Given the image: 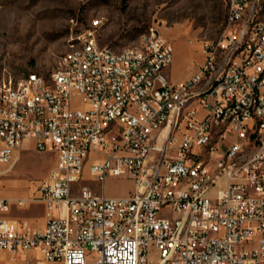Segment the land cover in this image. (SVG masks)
<instances>
[{
    "label": "built area",
    "instance_id": "1",
    "mask_svg": "<svg viewBox=\"0 0 264 264\" xmlns=\"http://www.w3.org/2000/svg\"><path fill=\"white\" fill-rule=\"evenodd\" d=\"M99 27L65 71L0 78V164L28 141L56 156L33 194L0 196V264H264V5L228 0L222 33L181 81L164 75L171 40L145 34L124 53L100 44ZM201 75L214 79L209 95ZM123 175L134 191L107 195L105 181ZM36 202L48 211L42 229L9 216Z\"/></svg>",
    "mask_w": 264,
    "mask_h": 264
},
{
    "label": "rangeland",
    "instance_id": "2",
    "mask_svg": "<svg viewBox=\"0 0 264 264\" xmlns=\"http://www.w3.org/2000/svg\"><path fill=\"white\" fill-rule=\"evenodd\" d=\"M227 5L228 0H0V78L17 82L30 72L49 76L95 19L100 20V44L113 50L135 47L143 35L155 33L192 49L194 59L202 62L204 42L216 40L224 29ZM190 58L188 51L182 53V66ZM16 155L12 167L0 164L6 170L0 174V195L28 197L49 174L55 152L38 150L32 142L24 143ZM83 180L103 191L88 172ZM134 189L130 175L109 177L104 183L109 196H126ZM12 212L32 217L37 225L48 214L39 203L14 205Z\"/></svg>",
    "mask_w": 264,
    "mask_h": 264
},
{
    "label": "bare ground",
    "instance_id": "3",
    "mask_svg": "<svg viewBox=\"0 0 264 264\" xmlns=\"http://www.w3.org/2000/svg\"><path fill=\"white\" fill-rule=\"evenodd\" d=\"M257 4L264 5V0H257ZM249 25H257L256 15H249ZM247 50H249V33H242L241 43L238 44V52H246ZM83 51H84V43H78L73 50L63 54L59 58L60 59L59 64L55 68V71H65V65H72V59H75V57H77V54L83 53ZM132 52H137V45L135 47H129L124 49V53H132ZM238 52L229 51V64H237ZM26 80H27V75L24 78H22L20 81H26ZM199 83H204L201 86V95H209V92H212L214 89V79H209V75L199 76ZM24 98H32V91H24ZM0 101H1V91H0ZM175 119H182V112H175ZM171 132L180 133V124L171 123ZM17 160H18V156L16 155V162ZM239 163H240V156H232V159H230V166H238Z\"/></svg>",
    "mask_w": 264,
    "mask_h": 264
},
{
    "label": "crops",
    "instance_id": "4",
    "mask_svg": "<svg viewBox=\"0 0 264 264\" xmlns=\"http://www.w3.org/2000/svg\"><path fill=\"white\" fill-rule=\"evenodd\" d=\"M187 51L191 54V58H190L188 63H186L184 66H182V61L180 60L181 58L179 59V57H180V55L182 53L184 54ZM200 63L201 62H199V61L194 59V57L192 55V49H190V48H182L181 45L177 44L176 46L174 45V59H173L172 63L168 67L165 68L164 75L168 79H170L172 81L185 80V79L189 78L193 74V72L195 71L197 65L200 64ZM27 143L30 144V143H32V141H28ZM20 149H21V147L16 150V153L19 152ZM55 161H56V156H55V159H54V164H55ZM0 196H2V195H0ZM3 197H8L9 198V196H3ZM36 203H39V202H36ZM39 204H42L46 208V206L43 203H39ZM12 211H13V207H12L10 213H9V216L11 218L16 219L18 221L28 220L30 225L33 228H36V229H42L44 227L46 221H47V218H48V214H46V216L43 219L42 224L37 225L34 222V219L32 217L23 216V215H17V214H14ZM31 255L32 256H37V255H39V253L38 252H31Z\"/></svg>",
    "mask_w": 264,
    "mask_h": 264
}]
</instances>
